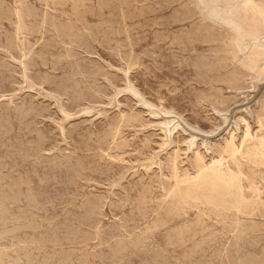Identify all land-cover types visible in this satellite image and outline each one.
<instances>
[{
	"label": "rangeland",
	"instance_id": "rangeland-1",
	"mask_svg": "<svg viewBox=\"0 0 264 264\" xmlns=\"http://www.w3.org/2000/svg\"><path fill=\"white\" fill-rule=\"evenodd\" d=\"M192 2L0 0V264H264V82Z\"/></svg>",
	"mask_w": 264,
	"mask_h": 264
},
{
	"label": "bare ground",
	"instance_id": "bare-ground-1",
	"mask_svg": "<svg viewBox=\"0 0 264 264\" xmlns=\"http://www.w3.org/2000/svg\"><path fill=\"white\" fill-rule=\"evenodd\" d=\"M192 6L204 27L208 29L209 36L221 42L222 63L230 67L233 84L239 88L247 86L250 90L256 89L255 83L264 82V0H193ZM257 109H264V94L255 105L244 112L249 115L253 112L261 120L257 116ZM237 113L227 132L232 139L235 138V133L231 129L237 126ZM226 115L223 116L225 123L228 120ZM240 119L248 125L244 116ZM173 121L174 125L180 127ZM192 137L197 140L195 136ZM252 137L248 127L245 138Z\"/></svg>",
	"mask_w": 264,
	"mask_h": 264
}]
</instances>
